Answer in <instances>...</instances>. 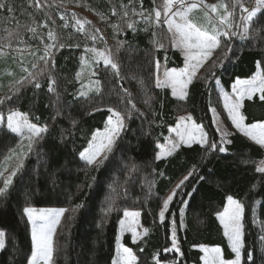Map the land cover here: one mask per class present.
I'll list each match as a JSON object with an SVG mask.
<instances>
[{"label": "trees", "instance_id": "trees-1", "mask_svg": "<svg viewBox=\"0 0 264 264\" xmlns=\"http://www.w3.org/2000/svg\"><path fill=\"white\" fill-rule=\"evenodd\" d=\"M14 3L18 9L15 13H0V46L17 47L24 39L28 42L32 34L28 28L42 22L47 25L42 30L55 32L57 47L51 50L47 64L39 60L31 70L40 79L41 88L16 85L20 91L7 93L13 100L0 107V113L17 110L26 114L31 123L48 129L25 156L8 192L0 194V230L6 233L0 264H27L31 238L23 215L25 207L69 210L54 236L55 264H111L118 223L125 209L139 211L140 225L148 230L137 243H132L129 235L122 239L123 245L137 256V264H156L153 257L157 254L160 264H201V253L195 249L199 245L220 247L224 259H232L216 218L229 195L245 206L244 264L249 251L254 253V264H264V253L258 248L259 229L253 223L256 219L264 226V174L255 171L264 156L259 146L234 133L229 137L231 143L225 145L226 153L206 152L199 145L181 146L173 156L155 160V145L164 143L169 128L183 113L191 115L212 140L218 141L209 114L210 103L216 99L214 81L218 80L220 87L230 93L235 80L252 77L257 62L264 60V15L258 14L254 19L247 40L232 42L227 59L215 68V78L207 65L202 77L190 85L187 99L178 101L168 90L155 87L157 74L162 77L165 68L178 69L183 62L180 54L170 48L165 29H155L156 37L152 28L147 32L140 30L146 26L144 23L137 24L136 32L127 29V22L137 17L133 9L147 15L153 0H132L131 4L129 0H40L45 7L38 12L29 9L23 0ZM72 5L118 26L116 31L110 26L107 35L108 53L118 63L120 75L115 76L110 68L99 69L96 78L101 81L102 95L92 94L93 99L87 101L76 96L83 43L72 30L63 28L58 17ZM123 5L128 6V17L124 18ZM113 10L117 16L112 15ZM162 38L164 48L159 49ZM61 44L64 47H58ZM223 51L220 50L221 55ZM157 60L159 73L155 68ZM49 74L57 80L55 93L47 91ZM127 99L133 101L134 108L126 105ZM96 107L101 110L95 111ZM108 107L125 115L126 126L109 159L98 169L86 168L79 153L103 128ZM125 107L130 114L125 113ZM241 112L246 124L264 122V101L258 97L245 99ZM17 142L16 136L0 127V164ZM193 169L194 174L170 205L166 220L159 223L163 199ZM181 201L186 204L183 231L179 229V213L184 205ZM78 205L83 206L77 208ZM172 221L177 225L180 254L164 252L165 247H171Z\"/></svg>", "mask_w": 264, "mask_h": 264}, {"label": "snow or ice", "instance_id": "snow-or-ice-1", "mask_svg": "<svg viewBox=\"0 0 264 264\" xmlns=\"http://www.w3.org/2000/svg\"><path fill=\"white\" fill-rule=\"evenodd\" d=\"M129 3L131 4L132 0H129ZM27 7L29 9H35L38 12L45 5L41 4L40 0H28ZM122 7L125 9L122 18L128 17V11L126 10L128 6L123 5ZM17 10V5L14 3V0H0V13L13 14ZM237 10H239V19L236 18ZM197 13L202 14L205 22H200L197 19ZM258 14L264 15V0H254V7L251 9L245 6L243 0H230V2L217 0L215 3H208L206 0H162L161 3H157V0H153V7L147 15L144 11L137 12L133 9V15L138 16L140 19L129 20L127 22V29L136 32L137 24L143 22L146 26L140 30L147 32L149 28H152L153 37H156L157 33L155 29L160 27L166 28L171 48L178 50L182 54L184 66L178 70L165 68L162 77L158 74L156 75L155 87L157 89H170L173 98L178 101H185L189 95L190 85L197 79L198 73L201 69L205 68V65H208V72H210L211 77L215 78V68L221 66L224 60L227 59L228 53L232 51V39L234 37L240 40H247L249 38L250 31H253L250 26L253 25L254 19L258 17ZM112 15L117 16V11L113 10ZM60 19L65 20L63 27L67 28L66 18L61 16ZM73 19L75 22L72 27L77 32L84 33L85 24L88 21L78 19L75 15H73ZM111 26L114 30L118 29L116 24ZM41 27H47V25H41ZM28 32L35 34L37 29L30 27L28 28ZM47 37L53 43L45 44L44 54L39 57V60L45 64L48 63V59L52 56L51 50L57 47L55 44L57 36L53 30L47 32ZM90 38L93 41L96 40L95 35H92ZM120 43L121 45L123 44V42ZM156 43L154 40V46ZM8 47H11V44ZM58 47L62 48L64 45L61 44ZM162 48H164L163 43H159V49ZM218 49L224 50L222 58L213 60V56ZM21 51L23 50L21 49ZM84 51L86 53H92V56L90 59H86L84 56L80 57L81 71L76 73L78 82L84 70H90L92 68L93 62L96 65L102 62L105 69L110 67L115 76L119 77V65L106 51H101L96 47H85ZM31 54L33 56L36 55L35 52ZM4 55L5 53L0 52V57ZM210 61L211 63H209ZM32 67L36 68L37 65L34 63ZM256 67L258 71L251 79L243 81L237 80L232 86V94L222 93V99L223 108L236 131L254 142L261 149H264V122L246 124V117L241 112L245 99L252 101L258 96L261 101H264V70H261L264 69V60L257 62ZM155 68L156 72L159 73V60L155 62ZM23 71L27 73V76L17 80L15 82L16 85L22 87L24 84H29L37 90L40 89L42 85L36 73L29 71L28 68H23ZM89 75L95 77L97 72L89 71ZM47 79V91L49 93H55L57 80L51 74L47 76ZM217 83H219L218 80ZM141 84L143 85V81ZM19 91V87L9 89V92L13 94ZM90 93H95L96 96L102 95L101 81L99 79H93L87 84L81 83L76 95L77 97L85 98L87 101L93 99ZM57 98L59 99V96ZM12 100V95H5L3 98H0V107L5 106L7 102ZM125 103L126 105L132 104L133 108L135 107L131 99H127ZM100 110L99 107L95 108V111ZM209 111L213 115V124L215 125L217 111L211 106ZM107 112L109 116L106 119L104 129L102 131L97 130L92 135L88 146L79 153V159L84 162L86 168L94 167L98 169L109 159L110 154L115 150L121 132L126 126L125 115H122L120 111L113 107H108ZM125 113L130 114V110L127 107H125ZM57 114H59V111ZM89 114L91 115L92 112L90 111ZM3 122L4 117L0 116V124H3ZM6 129L9 133L21 138V141L27 142V152H30L34 144L42 137V134L48 131L47 126L41 127L29 122L28 116L17 110H9L6 118ZM217 132L219 133V140H212L201 124L193 122L191 115L186 117L181 116L175 127L169 128V133H173L174 138L166 137L164 144L157 143L155 145L159 149L156 152L155 160L159 161L166 157H171L181 146L191 147L194 144L204 148L206 152L218 151L219 153H226L227 150L224 145L231 143L227 139L229 132H221L218 126ZM23 147L22 144V150L19 153V162L16 167L3 179L0 194H6L8 192L14 183V178L23 167V158L26 155ZM5 171L7 169L0 171V176H4ZM194 171L195 169L180 180L170 194L163 199L158 212L161 223H164L166 220V213H169L170 205L173 203L175 197L181 194L185 183L194 174ZM255 171L264 174V160L259 162L255 167ZM181 203L184 204L185 202L181 201ZM82 206L78 205L77 208ZM68 211L65 208L38 210L34 207H25L23 209V215L27 218V223L31 228V252L30 256L27 257V264H55L54 236L57 233V228L61 224L62 218L65 217V213ZM108 211H112V208L109 207ZM140 215L141 213L139 211L125 209L123 211L124 219L119 221L121 232H131L134 243L140 235H147L148 232L146 228L143 230V233L136 231V228L139 226ZM180 216L182 219L184 216V208L180 209ZM217 218L223 228V235L227 239L229 249L234 254V258L224 259L220 247L209 248L201 246L199 250L205 254L202 257L203 264H244L243 250L246 245L243 221L245 218V206L239 200L229 195L227 196L223 211L217 214ZM180 227H183L182 223ZM116 239V256L113 258L112 264H137V256L133 251L119 244V236ZM5 246L6 233L0 230V250H3ZM173 251L180 254L175 221H172L171 247L164 248V252L166 253ZM158 255L153 257L156 264H160ZM254 260V253L249 251L247 253V264H254Z\"/></svg>", "mask_w": 264, "mask_h": 264}, {"label": "rangeland", "instance_id": "rangeland-1", "mask_svg": "<svg viewBox=\"0 0 264 264\" xmlns=\"http://www.w3.org/2000/svg\"><path fill=\"white\" fill-rule=\"evenodd\" d=\"M23 1L28 3L27 0H23ZM206 2L215 3V2H217V0H206ZM225 2H230V0H225ZM243 3L249 9L254 7V0H251L250 2H248L247 0H243ZM73 15H75V17L78 18V19L88 21V23L85 24V32L84 33L77 32L72 27V25L75 22L74 19H73ZM61 16H64L66 18V21H67V24H68V27L66 29L72 30V33H74V36H78L79 40L83 43V54H82V56H84L86 59H90L91 56H92V53H86L84 51L85 47H89V48L96 47L97 49H99L101 51H106V53L109 54L108 53V47H109L110 41H109V37L107 35V31H110V26L112 24H116V23L113 22L111 25H109L110 22L105 20V18H103L102 16L101 17H97L92 11L89 12L86 9L80 7L79 5H72V6L68 7V8H66L65 10H63V12L59 13V15H58L59 20H60L61 24L64 25L65 24V20H61L60 19ZM196 16H197V19L200 20V22H205L203 20V17H202L201 13H197ZM236 18L239 19V10H237ZM135 19L139 20L140 18L137 16V17H135ZM153 19H154V16H153ZM141 23H143V22H141ZM41 25H44V24H42V22H41V24L39 23L38 26H35L36 29H40V30H37V32L35 34H33V33L30 34L28 42L26 41V39H24V40H22L23 42H20L17 47H2V46H0V52L5 53L4 56L0 57V98H3L7 93H9V89L10 88H13V87L16 86L15 82L17 80H20L21 78H23V77H25L27 75V73H25L23 71V68H28L29 71H31L33 69L32 65L34 63L36 64L39 61V57L44 54V46H45V44L53 43L52 41L48 40V37H47V32L48 31L42 30ZM63 28H65V27H63ZM160 28H164V27H160ZM164 29L167 32L166 28H164ZM97 30H99V31H97ZM114 31H116V30H114ZM0 34H1V30H0ZM92 35L96 36V40L95 41L91 40L90 37ZM101 37H103V38L101 39ZM163 39L164 38H162V43H163ZM233 41H235L237 43H243L245 40H240V39L234 37L232 39V42ZM169 44H170V48H171L170 39H169ZM157 47H158V44H157ZM21 49L23 51H21ZM171 49L173 51L178 52L180 54V56L182 58V61H183L182 62V67H183L184 66V60H183L182 54L178 50H175L173 48H171ZM220 50L221 49H218L216 51V53L213 56V60H217L219 58H222V55L220 54ZM32 52H35L36 55L33 56L31 54ZM206 67H207V65H205L204 69H206ZM101 68H104V65H103L102 62L99 65H96L95 62H93V66H92V68L90 70L89 69H85L84 70V72L82 73L81 77L79 78V82H78L77 76H76V81L78 83L77 92L80 89L81 83L87 84V83H90L91 80L97 79L96 78L97 75L95 77H91L89 75V71H96L97 72ZM173 69H175V68H173ZM178 69H180V68H178ZM204 69H201V71L198 73L197 79L202 77ZM256 70L258 71L257 68H256ZM78 71H81L80 61H79V67H78L77 72ZM257 71H255V72H257ZM254 75H255V73L252 75V77ZM252 77H250V79ZM238 80L243 81V80H249V79H238ZM213 85H214L213 86L214 87L213 91H214L216 99L211 101L210 106L214 107L216 109V111H217V116L215 117V121H216L215 125L213 124V119L214 118H213V115H212V113L210 111H209V114H210V118H211V121H212V125H213V127H214V129L216 131L218 140H219L220 137H219V133L217 132V126L219 127L221 132H223V131L229 132V135L227 137L228 140H229V137L232 134L238 133L243 138H245L247 141L255 144L254 142L250 141L247 137L243 136L241 133L236 131V129L231 125V122H230V120L227 117V113L225 112V110L223 108L222 93H226V92L220 87V85L217 83V80L214 81ZM166 90H169V93L171 95V90L170 89H166ZM77 92H76V94H77ZM92 94H95V93H90V95H92ZM228 94L231 95L232 91L230 93H228ZM7 114H8V112L0 113V116L4 117V122H3V124H0V127H3L5 129H6ZM188 115L189 114H187V113H183V114L179 115L177 117V119H176V123H177L179 117H181V116H185L186 117ZM193 122H194V120H193ZM176 123H175V125H176ZM104 125H105V123H104ZM104 125H103V128L101 129V131L104 129ZM175 125L173 127H175ZM37 126H39V125H37ZM41 127H43V126H41ZM166 137L174 138V134L173 133H169V131H168V135ZM17 139H18V142H17L16 146L9 151L7 156L1 162L0 171H4V169H7V171L4 172V176H0V187L3 186V179L8 174H10L11 170L13 168H15L17 163L19 162V153L22 150V148H21L22 144L24 146L23 150L25 151L26 155L28 154L27 149H26L27 142L26 141H21V138H19V137H17ZM164 143H165V141H164ZM184 147H188V146H184ZM262 150H263V154H264V149H262ZM158 151H159V149H158ZM24 158H23V160H24ZM167 158H169V157H166L164 159H167ZM261 160H264V156H263V158ZM259 162H258V164H259ZM178 183H179V181L177 182V184ZM175 186H176V184L174 185L173 188H175ZM226 201H227V199H226ZM225 205H226V202H225ZM182 208H184V207H182ZM41 209H43V208H41ZM45 209H54V208H45ZM222 211L223 210H221V212ZM179 215H180V213H179ZM121 219H124L123 215H122ZM158 221H159V223H161L160 220H159V216H158ZM181 223L183 224V227H180ZM253 223L259 229L260 236L258 238V241H259L258 248H259L261 253H264V239H262V237H264V226L261 225L256 219H254ZM218 224L220 225L219 222H218ZM220 227H221V225H220ZM144 229L145 228H143L140 225V221H139V226L136 228V231L138 233H143ZM179 229H180V231H183L185 229V208H184V216H183V218L181 219V216H179ZM221 231H222V234H223V228L222 227H221ZM125 235H129V237L133 241L131 232H127V231L121 232L120 223H118V236L120 237L119 244L122 245V246H124L123 243H122V239H123V237ZM141 236L142 235H140L137 238V240ZM30 238H31V228H30ZM225 240L227 242L226 238H225ZM227 245H228V242H227ZM201 246H203V247H209V246L199 245V246L195 247V249L198 250L201 253L200 263L203 264L202 257L205 254L199 250ZM209 248H211V247H209ZM228 248H229V246H228ZM116 249H117V246H116ZM114 255L116 256V250H115ZM232 255H233V258H234V254L233 253H232ZM162 264H172V262H166V263H162Z\"/></svg>", "mask_w": 264, "mask_h": 264}, {"label": "crops", "instance_id": "crops-1", "mask_svg": "<svg viewBox=\"0 0 264 264\" xmlns=\"http://www.w3.org/2000/svg\"><path fill=\"white\" fill-rule=\"evenodd\" d=\"M256 71H257V70H256ZM255 74H256V72H255ZM249 79H250V78H249ZM235 81H236V80H235ZM235 81H234V83H235ZM234 83H233V84H234ZM233 84H232V86H233ZM232 86H231V91H232ZM168 91H169V90H168ZM231 91H230V92H231ZM0 166H1V164H0ZM184 177H185V176H184ZM184 177H182V178H184ZM182 178H180V180H181ZM180 180H178V181H180ZM178 181H177V182H178ZM177 182H176V184H177ZM171 190H172V189H171ZM171 190H170V191H171ZM169 193H170V192H169ZM169 193H168V194H169ZM168 194H167V195H168ZM167 195L165 196V198L167 197ZM165 198H164V199H165ZM225 202H226V201H225ZM183 207L186 209V204H184ZM222 210H223V209H222ZM220 212H221V211H220ZM220 212H219V213H220ZM216 218H217V215H216ZM217 220H218V219H217ZM218 222H219V220H218ZM221 227H222V226H221ZM117 236H118V234H117ZM144 236H145V235H142V236L136 241V243H137L138 241H140ZM116 238H117V237H116ZM130 239H131V238H130ZM131 242L134 243L132 240H131ZM116 246H117V239H116V241H115V250H116ZM215 247H216V246H215ZM114 258H115V255H114ZM111 264H112V263H111Z\"/></svg>", "mask_w": 264, "mask_h": 264}]
</instances>
